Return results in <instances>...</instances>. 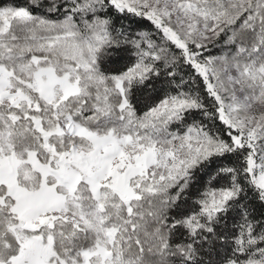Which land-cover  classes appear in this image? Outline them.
I'll use <instances>...</instances> for the list:
<instances>
[{
  "label": "snow or ice",
  "instance_id": "snow-or-ice-1",
  "mask_svg": "<svg viewBox=\"0 0 264 264\" xmlns=\"http://www.w3.org/2000/svg\"><path fill=\"white\" fill-rule=\"evenodd\" d=\"M0 264H264V0H0Z\"/></svg>",
  "mask_w": 264,
  "mask_h": 264
}]
</instances>
